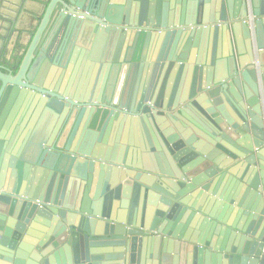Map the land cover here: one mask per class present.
<instances>
[{"label": "water", "instance_id": "obj_1", "mask_svg": "<svg viewBox=\"0 0 264 264\" xmlns=\"http://www.w3.org/2000/svg\"><path fill=\"white\" fill-rule=\"evenodd\" d=\"M18 1L25 27L0 39V117L12 100L33 114L11 176L1 159L0 264H264V0H164L162 14L156 0ZM123 47L149 49L152 79L174 68L190 81L165 102L151 80L135 107L127 85L139 61ZM78 56L107 64L108 78L73 84L65 72ZM47 64L60 74L42 73ZM51 118L45 135L31 125ZM111 124L124 129L120 145L107 143ZM137 128L159 146L139 143ZM239 163L248 226L214 241L171 225L187 199L200 211L212 166Z\"/></svg>", "mask_w": 264, "mask_h": 264}, {"label": "crops", "instance_id": "obj_2", "mask_svg": "<svg viewBox=\"0 0 264 264\" xmlns=\"http://www.w3.org/2000/svg\"><path fill=\"white\" fill-rule=\"evenodd\" d=\"M174 1L175 3L176 1L179 2L178 7L185 6V4L187 3L186 0ZM4 3V5L8 7H10V3L12 5V9L9 12V15H7L6 17L7 26L5 25V27L2 29V35H0V39H3V37H8L9 39L10 32H12L13 30L18 32V30H22L25 27L24 21L26 16L23 14V16H21V19L20 16H17V13L19 11L17 7L19 4L18 0H5ZM214 3L215 0H209L208 6L211 7L214 5ZM34 4L35 3L29 0V2L26 3V9H29L30 7L33 8ZM148 6H151L150 9H153V12L157 10L161 14L164 11L167 12L168 10H170V3L165 2L164 0L153 1L149 3ZM52 23H54V21H52ZM52 23L46 31L47 35L54 26V24ZM4 32L5 36H3ZM4 41H6V38L4 39ZM148 51V48L143 47H140L139 49L123 47L121 49V58H123V56L126 58L127 56L129 58H138L139 61V65L131 73L127 85V91H129V93H132V96L134 98L133 104L135 102L138 104L140 100V93H144V90L150 86L151 80L152 83L154 81L153 87L162 86V99L166 102L174 94L175 89L179 87L178 86L177 88H175L177 84L179 85L180 83H185L187 79H189L190 81L191 78V75H188V73H179L177 69L172 68L167 72L168 74L163 73L160 74V76H157L155 80L154 77L152 79V71L148 66L150 63ZM213 51L216 56H218L219 54L220 57V42H215L214 40H212L209 43L208 52L212 53ZM79 56L74 59L73 63L68 67V69H66L65 72L67 73V78L71 79L73 84L89 86L92 84H98L100 81H104L108 78L107 64H103V66L105 67L104 69H99L98 67L100 66H97L96 63H93L94 60L90 61L86 59L85 62V58L83 59L81 57L80 59ZM125 58L123 60H125ZM182 62L183 60L177 59L178 64ZM44 67L45 69L42 73L46 74V76H48V74L51 76H56L61 72V70L49 64L44 65L43 68ZM28 111L29 107L28 104L25 103V101L16 102L12 100L6 108L4 114L0 117V169L2 168V157L7 155V157L9 158L10 156V161H6V165L4 168V172L8 177L11 176V173L13 171L15 172V160H13L12 155L16 152V149L19 146L24 133L27 131L28 122L32 116L31 114H33L32 109L30 110V112ZM33 122L34 123H31V125L35 124V127L38 126L37 129L41 135H45L50 132L55 123L54 119L52 118L47 119L46 121L39 124L36 123V120ZM110 127L111 129L108 133L107 143L111 145L119 143L118 145H120L123 139L124 129L115 124H111ZM134 133L136 134V140H138L139 143L142 142L145 147H151V149H155L156 146H159L157 143V137L155 138V134H153L148 128H146V132L144 131V129L137 128L134 130ZM127 134L129 133L127 132ZM240 165L241 163L232 166L227 171H220L216 166H212L210 170L214 171V173L210 178H207L210 188L208 193L206 194L207 198L202 201L200 211L193 209V201H188L187 199L185 201L186 204H179V206H176V208L171 213V225L175 229L183 230L188 234H191L192 232L194 233L195 231L203 232V234H205L206 236H212V239H214V241L224 238L226 231L231 234L234 233L233 235H238L239 232L235 231L234 227L241 228L243 224L245 226H248L249 224V219H246V216H243L242 209H239L236 206V204L240 202V199H244L245 197L247 198L249 195L248 186L245 183L248 177V173L244 170V168L240 167ZM21 170V172H24L22 167ZM25 174H31V176H33L34 173L29 169L25 171ZM103 184L104 183L101 182L99 183V186L102 187ZM141 203L142 199L139 200V205Z\"/></svg>", "mask_w": 264, "mask_h": 264}, {"label": "flooded vegetation", "instance_id": "obj_3", "mask_svg": "<svg viewBox=\"0 0 264 264\" xmlns=\"http://www.w3.org/2000/svg\"><path fill=\"white\" fill-rule=\"evenodd\" d=\"M14 37H13V35H11V33H10V38L9 39H13Z\"/></svg>", "mask_w": 264, "mask_h": 264}, {"label": "built area", "instance_id": "obj_4", "mask_svg": "<svg viewBox=\"0 0 264 264\" xmlns=\"http://www.w3.org/2000/svg\"><path fill=\"white\" fill-rule=\"evenodd\" d=\"M87 15V14H86ZM23 198V197H22Z\"/></svg>", "mask_w": 264, "mask_h": 264}]
</instances>
